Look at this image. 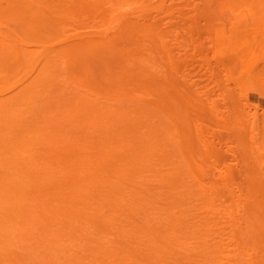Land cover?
I'll return each instance as SVG.
<instances>
[{"label": "bare ground", "instance_id": "6f19581e", "mask_svg": "<svg viewBox=\"0 0 264 264\" xmlns=\"http://www.w3.org/2000/svg\"><path fill=\"white\" fill-rule=\"evenodd\" d=\"M119 1L121 0H0V264H212L214 254L208 256L212 248L206 244L211 234L207 233L208 237H204V221L196 219L199 212H194L195 205H186L191 203L189 199L194 198L196 182L202 186V192H212L213 188L217 187L216 183L213 186L208 182V170L202 167L204 159H196L193 156L189 121L196 111L197 115L199 113V116H205V112L210 114L217 105L212 101L209 103L210 107H205L201 100L205 91H208L207 95L214 89L216 92L214 86H220L217 90L222 86L228 90L226 84H223L224 81L215 83L214 79L219 80L216 77L219 70H226V75L229 71L236 74L232 71L233 59L235 63L238 62L236 58L239 60V64H235L237 66L247 65L248 59L251 62L250 57H255V48H252L255 40L250 41L246 34L253 28L250 34H254L256 39V34L262 30L255 27L260 23L259 15L264 13V0H250L245 9L238 10L236 17L234 16L238 19L233 23L238 24L239 19L242 17L243 20V15L249 11L248 17L251 16L250 19L255 22L257 16L253 13L261 10L259 14L256 12L259 21L256 20L259 23L253 22L254 27L248 28L252 26V22L251 26H248L249 21L246 18L243 22L240 21L243 24L236 25L237 31L231 29L233 33L240 35L242 31L238 30H242L241 26H244L246 29H243L242 33H246V39L241 35L235 36V33L236 38L233 33H225L226 37L222 34L220 40H216L221 43L222 49L217 46L218 53H215L218 57L220 53L224 55L220 63L225 67L232 59V64L229 63L223 68L219 58L217 63L222 66L221 69L212 60L211 64L198 67V76H201L205 74L204 71H208V65H211L209 74L206 72V75H203L208 79L213 75L209 81L213 80L212 85L216 84L211 86V90L207 88L209 90L201 91L197 87L203 93L202 96L200 92L192 96L191 85L194 82L185 87L180 82L183 87L178 88L179 83L175 82L174 76L172 92L166 85L167 74L162 71L149 72L148 68L152 63H149L145 56L144 59L138 55L139 58L137 54L141 51L138 53L134 48L130 49L131 42H128L132 37L135 39L148 36V28L146 25L138 27L137 21L133 24L123 20L127 13L137 11L130 2L138 0L129 1L134 10L128 12V6H124L126 1ZM119 3L126 7V10H122ZM148 6L146 4V8ZM139 7V13H134V16L140 15L143 12H140V9L143 7L145 9V6ZM149 13L145 12V15L150 17ZM134 18V21L137 20ZM126 32L133 36H124ZM232 38H235V43L231 42ZM231 43L233 44L230 45ZM227 45L233 46L229 50L231 54L223 52L224 48L227 50ZM143 50L142 52L145 51ZM232 51H235L234 56ZM92 56L105 64V71L98 74L101 76L98 77L101 78L100 81L94 76V69H91L89 64V57ZM192 58L185 61L186 67L183 65L180 72L187 68L184 71H188L189 76H194V73L196 75V70H192L191 74V66L187 67L193 61V67H196L198 59ZM228 58L229 60H226ZM224 59L228 61L227 64ZM243 59H247L245 64ZM180 65L182 63H178V66ZM178 66L176 64V67ZM202 66L207 68L203 72ZM211 67L213 73L210 75ZM216 67L219 70L215 69ZM58 70L64 74V80L60 79L62 75L58 76ZM216 70L219 72L216 73ZM185 72L180 75L187 77L188 73ZM233 73L230 74L233 79L231 85L228 83V80H231L230 75L226 76L229 79L225 82L229 87L239 76L237 73L235 77ZM239 80V77L235 80L238 82L235 83L240 84V87L236 84L238 90L240 89L238 92L240 95H247ZM197 84L194 83L196 86ZM74 87L78 90L73 91ZM186 87L191 88L190 92L185 90ZM233 87L230 89L234 91ZM231 90H225L227 96L224 90H220L223 94L214 92L221 94L217 99L221 102L218 107L229 99L227 105L222 106L223 113H218L221 115L219 122L225 123L228 136L237 132L235 136L242 135L243 138L242 133L248 130V127L243 124L246 127L243 129V126H240L245 123L241 119L247 117L245 113L238 114V110L232 107L243 106V100L241 103L238 95ZM136 91L139 93L137 96L134 94ZM228 93L232 96L229 97ZM225 96L227 100L224 99ZM100 97L109 103L115 101L135 104L133 103L132 107L112 108L95 101ZM228 106L232 107V110H229ZM240 107L239 111H242ZM192 110L195 111L194 114ZM227 112L228 115L231 114L229 117ZM224 117L228 118L224 119L227 120L225 122ZM253 119L251 121H254ZM228 121L232 126L227 124ZM255 122L254 124L257 123ZM254 126L256 125H253V128ZM196 127H199V123ZM237 137L235 139L241 145V137ZM260 140L258 142L264 141ZM169 144L176 148L173 153L169 152L172 150ZM214 146L211 141H203V154L214 160L223 158L225 155H221L219 147ZM240 147L243 146H238ZM247 149L249 152V148ZM252 149L251 146L250 151L253 153ZM230 150L231 147H228L225 151L229 153ZM242 150L238 153L241 154ZM230 154L235 159L233 154ZM257 156L258 154L256 159ZM223 179L230 180L231 175L228 174ZM147 181H157L159 186L148 187ZM150 188L155 191L148 192ZM160 189H163L162 193ZM206 197L205 194L201 197L206 205L203 210L208 209L211 212ZM160 199L165 201L162 207L156 205ZM203 210L200 212H204ZM159 213V219L153 216ZM207 213L209 215V212ZM188 218L197 221L192 222ZM113 224H117L115 230L112 229ZM212 229L210 227L208 231L211 232ZM95 235L101 236L104 241L100 242V238ZM202 235L205 239L203 244L207 246L202 244ZM187 236L194 239L189 242L188 247ZM197 242L199 247L195 245ZM186 247L196 253L200 252L199 254L205 253L209 259L202 255L206 259L197 257L195 260L196 257L191 255L194 258L189 262L188 258L191 256L184 253L188 257L184 259V256L182 262L181 253ZM215 247L213 246V250ZM31 252L33 255L30 257Z\"/></svg>", "mask_w": 264, "mask_h": 264}, {"label": "rangeland", "instance_id": "374dc122", "mask_svg": "<svg viewBox=\"0 0 264 264\" xmlns=\"http://www.w3.org/2000/svg\"><path fill=\"white\" fill-rule=\"evenodd\" d=\"M121 1H119V2H121ZM124 1H126V4L124 5L125 2L122 4L124 6H128V7L126 10V7L124 8V6H122L121 3H119V5L122 6V10H126L128 12L129 10L132 9V5H133V7L134 6L136 7L134 9H137V11L135 10V12H133L132 10H134V9H132L131 10L132 12L127 13V15H125L123 17V20H127V21H125L126 23L128 22V23H133V24H136L135 22L137 21L138 27H142V25H143L144 27L147 26V28H148L147 29L148 30L147 31L148 36L145 35L146 37H144V38H141V36L135 37V39L137 38L138 40H135L134 37H132L133 39L131 38L130 40H132L133 42L134 41H136V42L133 43L132 41H130L128 39L129 40L128 42L129 43L131 42L130 45L126 44V43L125 44L129 45L130 49L134 48L133 49L134 51L137 50L138 53H139V50L142 52V49H144L146 51L145 52L143 50L144 52H142V53L140 52L141 54L139 53V54H137V56L138 55H140V57L145 56V58H147L146 60L147 61L149 60L148 62L152 63V65L149 66V68H148L150 73L162 71L164 74H167L168 82L166 83V85H168V89L170 91L173 92V89H174L173 88L174 84H175V83H173L174 82V76L176 78L175 82L178 81V83H179L178 88H179V86L181 87L183 84L185 87V85L190 86L189 83H191V82L192 83L194 82L195 84L197 82L198 83L197 86L194 85V83L191 85L192 86L191 87L192 88V91H191L192 96H193V94L198 95L200 93H201L200 96H202L203 95V93L201 92L202 90H205L207 88H210V90H211V88H212L211 86L216 85V84L212 85L211 82H213V80L209 81V79L210 78L212 79V76H213V75H211L213 73V67H211V70H212L210 73L211 77L208 79L207 76H204V75H206V72L210 71L211 65H208V67H209L208 71L207 70L204 71L205 69H207L206 67L205 68H204V66L201 67V68H204L203 70L201 69V71L205 72V74L203 73L204 75L201 74V76H198V75H200L199 74L200 70L198 71L197 69L200 65L207 66V64H209V63L211 64V62H210L211 60L217 63V60L220 58L219 59V63H220V60L223 59L222 57H224V55L222 56V53H220L221 55H219V57L217 56L218 55L217 54L218 53L217 46L221 48V43H217V41H218V39L220 40V37L222 36V34H224V36L226 37L225 33H229V34L233 33L231 29L237 31L236 25L243 24L241 22H243V20L246 18L248 19L247 21H249L248 22L249 24H247L246 21H244L245 26L248 27V26L252 25L251 27H248V28L254 27L255 24L259 23V22H257L258 15L256 14V12H258V14H259V11H261V10H259V11H256L253 13L254 16H257L256 17L257 20L254 19L255 20V22H254L253 19H250L251 16L248 17L247 12L249 14V11L246 10L247 12L244 11V12H246V14H244V15H246L247 17L243 15L244 19L241 20L242 17L239 16V17H241L239 19L241 22L239 20H237V22L239 21V23L234 24L236 19H238V17L235 18L236 12H238V10L245 9L247 4H249L250 0H145V1L141 0V2H139L140 0H138V2H136V1H132L133 3L130 2V4H132V5L129 4L130 0H128V1L124 0ZM256 1H259V0H256ZM127 2H128V4H127ZM143 3H145V5H143V6H145V9L147 10V8H148L147 11H145L144 7L141 5ZM146 4L149 5L147 8H146ZM138 6L143 7V8L141 7L142 9H140V12H141V10L143 11L141 13H143L144 16L141 15V13H140V15L142 17L139 14H137L138 16L133 15L134 13L135 14L137 12L139 13ZM118 8H119V10L121 9L120 7H118ZM123 12L125 14V11H123ZM145 12H148V13L150 12L148 14V15H150V17L145 15ZM262 12H264V11H262ZM129 14H131V15H129ZM152 16H154L155 18ZM259 16H260L259 18H261V19H259L261 24L260 23L257 24L256 25L257 27H255V28H258V30L259 29H262V30L259 32H258V30L254 32L255 34L258 32L256 34L257 35L256 37L258 39L254 38V34L252 35L253 37L250 34V32L252 33L253 28L247 34L245 33V32H247L246 30L244 32L250 41L255 40L256 46L254 45L252 47L253 49L255 48L254 49L255 57H250V59L252 61L250 62V60L248 59V61L250 63L246 62V63H248L247 65L244 62L247 59L242 60L243 64H245V65H238L239 60H237V58H236L237 56L235 57L236 61H238V62H236V63H238L237 66L235 65L236 63L234 62L235 59H233V60L231 59L233 61L232 63H234V64L230 63L231 62V60H230L229 63L233 65L234 69L231 65L229 67L230 68L232 67V71L236 72V74L238 73L237 75H239L236 77V74L232 72L235 75L236 79H234V82H232L231 87L227 86L228 84L226 82L229 78L226 76H229L232 73H230V71L227 70V72L228 71L229 72L226 75V70L221 69V67L223 66L222 65L223 63L222 64L220 63L222 66H219L220 64L217 63V65L220 67L219 69H221V70L217 69V67L215 68V69L220 71V72L217 70L215 71L216 73L219 72L218 75L216 76L219 78V80L214 79L215 83L222 80V81H224L223 84L224 85L226 84V87L228 88V90H227L224 88L225 86L224 87L222 86L223 88L221 87L222 89L220 88V90H222V92L224 90V93H225V90L227 92H229V90H231L230 88H232L235 85L233 87V89L235 88L234 91L231 90V91H233L232 93H235L236 95H238L237 98L239 97L240 102L243 100L242 101L243 103L241 102L242 103L241 105H243V106H241V107L239 106L240 109H242V111H239V107L238 108H236V106L235 107L232 106V107L235 108V110L236 109L238 110V111H236V112H238V114H242V113L244 114L245 113L244 115H246V117H247L246 119H245V117L243 119L240 118L241 121L243 120V121H245V123L238 121V122L242 123L240 125L241 127L243 126V124H244V126L248 127V130L247 129L245 131L243 130L244 132L242 133L243 138H245V140L242 138V135H238L241 137V139L239 140V141H241V143H240L241 145H239V143L237 142L238 140L235 139L237 137V135L235 136V134L237 132H235V134H232L231 131L228 130V132L231 133V135L228 136L229 134H226V130L228 128H225V126H226V125H224L225 123L221 124L222 122L221 123L219 122L221 120L220 119L221 115L219 116L218 113H220L221 111H222L221 113H223V107L222 106L227 105L226 102L229 100V99L227 100V98H226L227 94L225 93L226 96H225V98L224 97L223 98L226 99L227 101L224 102L223 105H220L221 107L220 106L218 107V105L221 103L219 100H217L218 96H221V94H223V93H221L220 90H217V87H220V86H214L216 88V92L219 91L221 93L220 95H218L219 93L215 94L216 92H215V89L213 88L214 89L213 92L210 91L211 93L207 95L208 91H207V93L205 91L204 93L206 95L204 94L205 96L203 95L202 99L200 97V99L203 100V104L205 105V107H210V104L212 103V101L216 102V103L213 102L215 105L217 104L216 106H214L215 108L213 109V112L211 111L212 109H210V111H211L210 114H209V112H208V114L205 112L204 113L205 116H203L201 114H200L201 116H199V113L197 115V111H196V114H194L195 111L192 110V111H194L192 113L194 115H191L190 114L191 111L189 110L190 111L189 114L192 116V117H190V121H189V125H190L189 129L191 131V135H192V139H193V141H192L193 142V144H192L193 156L196 159L197 158L198 159H200V158L204 159V162H203L204 164L202 167H203V169L208 170V173H209V177H208L209 181L208 182H209V184H212V185L214 183H216L215 185L217 188L214 187L212 192L208 191L207 189H206L207 191L202 192V189H203L202 186L200 185V183L196 182L195 183L194 198H191L188 200L189 202L191 201V203L187 204L186 207H189L192 204L195 205L196 211L194 210V212H197V214L199 212V214L196 215L197 216L196 219L204 221L203 224L206 228H208V227L213 228L211 232L208 231L209 230V228H208V230H207L208 232H207V231H204V230H206V228L202 225V227H204L202 232H204V234L206 235V236L204 235V237H208V235H210V234L211 235L208 237V240H210L213 237L210 240V242L214 243V244L209 243L208 240L206 241V244H208V247L212 248V252H213V253L211 252L210 255L207 253L208 256L210 257V256H213L212 254H214V257L212 260L213 262L211 261L212 264H264V157H262V156H264V154H261V153H264V147H262V146H264V141H262V140H264V122H262V120H264V71L261 72V70L264 69V63L261 62V61H264V60H261V59H264V41H262V40H264V24H262V23H264V22H262V20H264V19H262V18H264V13L260 14ZM119 17H120V15H119ZM134 17H136L137 20L134 21L133 20V19H135ZM138 17L141 19H139ZM143 17H146V18L144 19ZM231 17H232V19H231ZM124 18H126V19H124ZM129 19H130V21H129ZM120 20H122V18H120ZM140 20H142V21H140ZM148 20L151 22V24ZM147 22H149V23L147 24ZM250 22H252V24ZM124 25H125V23H124ZM121 27H123V26H121ZM239 27H238V29H239ZM241 27H242V30H238V32L239 31L243 32L244 31L243 29H246V28H243L244 26H241ZM242 32H240V35L244 37V38L242 37L243 39H246L247 37L245 38V34L243 35ZM234 33H235V36H240V35H238L239 33L238 34H237V32H234ZM234 33L232 34L233 36H234ZM129 34H130L129 32L128 33L126 32L124 34V36L125 35L128 36ZM232 35H231V37H233ZM131 36H133V35H131ZM131 36L129 35V37H131ZM224 36H223V39H224ZM259 36H261V37H259ZM229 38H230V36H229ZM235 38H234V40L232 38L233 41L231 40V42L235 43L236 42ZM141 40H144V41H141ZM238 42L239 41H238V37H237V43ZM232 44L233 43H231L230 45H232ZM121 45H123V44L121 43ZM144 45H146V46H144ZM222 45H223V43H222ZM230 45H227L228 48ZM133 46H135V47H133ZM137 46L142 47V48H139ZM232 47L229 49L227 48L228 51L225 50L226 48L223 47L224 48L223 52L231 54V51L229 52V50L232 49ZM137 48H139V49H137ZM215 52H217V53H215ZM234 52L232 51L233 56H234V54H233ZM216 56H217V59L215 61L214 58H216ZM225 56H226V54H225ZM149 57L152 59H150ZM192 57H195L196 59H198L199 62L197 61L196 62L197 65L195 64L196 67H193L194 66L193 64L195 61H193V62L191 61L192 63L188 64L187 67L190 68V66H191V68H190L191 70H189V71L191 72L192 70L193 71L196 70L197 73H196V75L194 73V76H193V75H191V74H193V71H192V73L190 74L191 76H189V72L188 71L185 72L187 70V68H186V69H184L185 71L184 70L183 71L185 72V74L188 73L187 77L186 76L182 77L180 75V73L182 75H184L183 74L184 72L182 71L183 72L182 73L180 71L185 66L184 65V64H186L185 61H187V60L190 61V58H192ZM89 58H90L89 64L92 67L91 69H94L93 70L94 74H95L94 76L95 77L97 76L96 78L101 77L98 74L103 73L105 71V67H104L105 64L102 63L101 60L99 61L98 60L99 58H96L94 56H92V58L91 57H89ZM192 59L195 60L194 58H192ZM226 60H229V58ZM226 60L224 59V62H226ZM151 61H153V62H151ZM222 61L223 60H221V62ZM227 62L225 64H227ZM178 63H182V65H180L181 67L178 66ZM229 63H228V65H229ZM240 63H241V61H240ZM176 64L178 67H176ZM228 65H226L225 67L223 66V68H226ZM139 66H140V64H139ZM239 66H240V69H239ZM174 67L177 68L176 71H175ZM192 67L194 69H192ZM229 67L227 69H229ZM236 67H238V68H236ZM136 68H138V67H136ZM259 68H261V69H259ZM60 69L62 70V66ZM138 69H136V70H138ZM61 70H58V74H59L58 76L62 75ZM64 71L65 70L63 69V72ZM207 74H209V72ZM176 76H178V77H176ZM238 77L241 80V82L243 84V88L245 89L247 95H242V94L240 95V93L238 92L240 90V89L238 90V88L240 87V84H237L238 82L235 81V80H238ZM61 78H63V79H61ZM230 78H231V80H228L229 81L228 83H230V85H231V81L233 80L231 75H230ZM60 79L61 80L65 79L64 74L60 77ZM100 80H101V78L99 79V81ZM225 80H226V82H225ZM64 82H61V83H64ZM180 82L182 85L180 84ZM235 82H237V83H235ZM233 83H235V84H233ZM236 84L239 87L236 86ZM148 85H149V83H148ZM62 86H64V85H62ZM191 88L189 87L190 90H191ZM74 89L75 90H73V91L78 90V88L76 90L75 87H74ZM182 89H184V88H182ZM187 89H188V87H186L185 90H187ZM180 90H179V92H180ZM190 90H189V92H190ZM207 90H209V89H207ZM189 92H187V93H189ZM192 92H194V93H192ZM134 94H135V96H137V94L139 95V93L137 91ZM187 95H189V94H187ZM230 95L231 94H229V97H230ZM236 95H235V97H236ZM142 96L143 95H141V97ZM197 99H199V98H197ZM220 100H221V97H220ZM95 101L96 102L99 101V104L101 103V105L110 106L112 108H118L119 106L120 107H124V106L132 107L135 104V102L116 103L115 101L112 103L111 102L109 103L108 101H105V99L102 97L96 99ZM235 101L238 102V100H235ZM222 102H223V100H222ZM238 103L236 105H238ZM201 104H202V102H201ZM234 104H235V102H234ZM247 105H249V106H247ZM228 108H229V110L231 109L230 106H228ZM228 108H227V110H228ZM253 110H254V112H253ZM260 110H261V113H260ZM240 112H242V113H240ZM257 112H258V114H256ZM238 114H236V115H238ZM229 115H231V114H229ZM229 115L227 112V117H229ZM234 115L235 114L233 113V116ZM260 116H262V117H260ZM224 119H228V118L224 117L223 120ZM252 119L254 121H256L257 123L255 122L256 124H254V121H251ZM233 120H234V117H233ZM225 121H227V120H224V122ZM231 121H232V119H231ZM198 123H199V127L197 128L196 124H198ZM228 123H229V121L227 122V124ZM250 124H252V125H250ZM170 125H169V127L172 129V126H170ZM253 125H256L257 129H255L256 126H254V128H253ZM231 126H230V128H231ZM244 126H243V129L246 128ZM230 130H233V129H230ZM255 135L257 138L255 137ZM232 136H233V138H232ZM240 137H237V138H240ZM254 137H255V139H254ZM242 139H243V141H242ZM260 139H262V140H260ZM232 140H234V141H232ZM259 140L262 141V143L258 142ZM203 141L213 142V146L215 145L214 147H216V148L219 147L218 151H221L222 154L221 153L220 154L225 155V156H223V158H219L217 160H214V159H211L209 156L203 154V153H205V152H203V147H202ZM244 141H245V144H244ZM249 141L252 143H250ZM234 142H237L238 146H243L242 147L243 150L241 147H240L241 149L238 148L237 143H234ZM256 142H258L259 144ZM171 144H169V145H170L172 150H170L169 152L173 153L176 150V148H175L176 146L174 144H172L175 146V147H173ZM242 144H244V145H242ZM235 145H236V147H235ZM251 146L253 148L252 149L253 153L250 151ZM255 146H256V148H255ZM220 147L222 148L223 152H222V150H220ZM228 147L229 148L231 147V150H230L231 152L228 151L229 153H226L227 151H225V150H227ZM234 148H235V151L237 153L242 150L241 154L238 153V155L236 157L237 159L235 158V154H237V153L234 152ZM246 148H249V152H248V149L246 150ZM244 149H245V151H244ZM260 149H261V151H260ZM230 153L233 154L235 159L232 158V155ZM254 153H256V155L258 154L257 159H256V155H254ZM249 154L250 155L252 154V156H250ZM243 155H245V156H243ZM247 156L250 159H247L248 158ZM243 158L245 159V161ZM253 158L255 160H253ZM245 162H248V163L250 162L249 165H248V163H246L248 165L249 169H248L247 165L245 164ZM182 164H183V162H182ZM183 166L185 167V165H183ZM243 166L246 168H244ZM241 168H243V169H241ZM244 169H247V170H244ZM228 174L231 175V179L230 180H224L223 179L224 176H226ZM147 182L148 183L146 185L148 187L154 188L155 186H159L157 181H151V182L147 181ZM142 187H144V185ZM152 188H150L147 191L148 192L155 191V189H152ZM160 192L162 193L163 189H160ZM203 194H205V196H207L205 199H207V201H209L208 205L211 207V209H209V210H211V212L208 211V209H205V211L203 210L204 208H206L205 207L206 206L205 200L201 198L203 196ZM158 201L159 202L156 203V205L159 207H162L165 201L162 199H160ZM188 201H186V202L188 203ZM209 206H208V208H210ZM202 210L205 212V214H204V212H200ZM206 211L209 212V215ZM159 215H160V213L154 214L153 216L158 218ZM207 216H210V218H208ZM187 217H189V216H187ZM189 218H188V220L192 221V222H194L196 220V219L191 220ZM199 223L201 224V222H199ZM113 227H112V229L115 230L117 228V224L114 225ZM207 233H208V235H207ZM99 235H101V234H99ZM99 235H95V237L97 238V237H99ZM190 235H191V233H190ZM101 236L99 237L100 239H98L100 242L104 238L103 236H102L103 238H101ZM188 237L189 236H187V239H186L187 247H188V244H190L189 242L190 241L193 242V240H194L193 238L191 239V237L190 238H188ZM204 237L202 235V241L205 240V239H203ZM199 238L201 240V236ZM200 240H199V242H201ZM102 241H104V240H102ZM199 242H197L195 245L198 246ZM215 242H217V243H215ZM203 243H204V241L202 242V244ZM202 244H201V247L207 246L205 244H203V246H202ZM215 244L217 245V247H215ZM210 245L211 246L213 245L215 248H218V250H215V248H214V250H215L214 251L213 246L211 247ZM187 247H186V249H187ZM210 248H208V249H210ZM186 249L181 253V255H182L181 260L185 256L184 253H186L188 256L192 255V256L196 257V258H194L191 256V258H188L189 262L192 261L193 258L196 260L197 257L198 258L204 257L202 255H205V257H207L205 253L199 254L200 252L196 253V251L193 249H191V250H188V249L186 250ZM19 250H20V248H19ZM28 252L29 251H26V253H28ZM214 252L216 253L217 257H215ZM195 253L197 254V256ZM21 254H22V252H21ZM31 255H33L32 252L30 254V257H31ZM218 255H220V256L218 257ZM188 256H185L184 259H186ZM205 257L203 259H206ZM209 257H207V259H209ZM24 258L26 259L27 257L25 256ZM184 259L182 260V262L184 261ZM211 259H212V257H211ZM188 261L185 260V262H188ZM196 263L190 262V264H196Z\"/></svg>", "mask_w": 264, "mask_h": 264}]
</instances>
